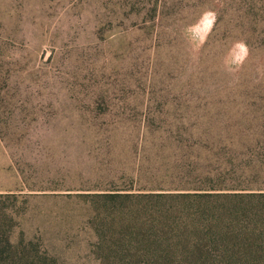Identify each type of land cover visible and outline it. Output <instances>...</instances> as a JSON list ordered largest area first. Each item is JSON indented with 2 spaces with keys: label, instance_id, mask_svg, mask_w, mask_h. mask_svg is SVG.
<instances>
[{
  "label": "rangeland",
  "instance_id": "obj_1",
  "mask_svg": "<svg viewBox=\"0 0 264 264\" xmlns=\"http://www.w3.org/2000/svg\"><path fill=\"white\" fill-rule=\"evenodd\" d=\"M244 2L0 0L2 227L30 250L5 264H101L96 193L264 185Z\"/></svg>",
  "mask_w": 264,
  "mask_h": 264
},
{
  "label": "trees",
  "instance_id": "obj_2",
  "mask_svg": "<svg viewBox=\"0 0 264 264\" xmlns=\"http://www.w3.org/2000/svg\"><path fill=\"white\" fill-rule=\"evenodd\" d=\"M241 1L236 29L252 50L256 33L264 35V3ZM259 49L264 51V42ZM16 195L0 192V198ZM95 195L103 198L93 203L103 211L95 249L101 264H264V185L188 183ZM6 208L0 202V264L30 252L3 229Z\"/></svg>",
  "mask_w": 264,
  "mask_h": 264
},
{
  "label": "crops",
  "instance_id": "obj_3",
  "mask_svg": "<svg viewBox=\"0 0 264 264\" xmlns=\"http://www.w3.org/2000/svg\"><path fill=\"white\" fill-rule=\"evenodd\" d=\"M0 192H9L8 190H0Z\"/></svg>",
  "mask_w": 264,
  "mask_h": 264
}]
</instances>
